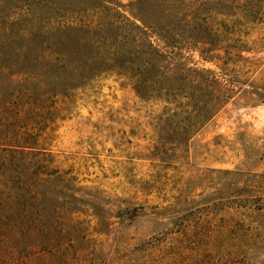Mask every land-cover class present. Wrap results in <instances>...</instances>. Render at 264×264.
<instances>
[{"label":"rangeland","instance_id":"rangeland-1","mask_svg":"<svg viewBox=\"0 0 264 264\" xmlns=\"http://www.w3.org/2000/svg\"><path fill=\"white\" fill-rule=\"evenodd\" d=\"M242 2L0 0V51L20 54L0 59L7 71L44 66L36 56L50 55L55 47L43 49L62 35L72 53L95 50L99 41L111 42L101 23L125 14L138 23L166 21L173 31L168 35L183 40L163 49L175 52L176 63L213 71L229 91L180 148L163 138L162 105L137 97L125 76L99 73L54 98L53 122L39 145L51 152V165L68 178V187H76L73 192L64 185L59 199L76 209L41 210L52 243L62 229V245L72 246L69 264H164L183 241L178 231L185 225L195 253L187 258L182 249L168 264H264V1L252 20L223 13L227 4L240 12ZM186 20L187 28H180ZM11 32L15 36L7 40ZM150 38L164 47L152 33ZM17 221L15 214L5 225ZM22 224L39 239L42 222ZM233 226L236 254L229 256L224 232ZM3 251L0 260L7 264H63L55 253L27 259Z\"/></svg>","mask_w":264,"mask_h":264},{"label":"trees","instance_id":"trees-1","mask_svg":"<svg viewBox=\"0 0 264 264\" xmlns=\"http://www.w3.org/2000/svg\"><path fill=\"white\" fill-rule=\"evenodd\" d=\"M106 1L110 0H99V4ZM260 5L259 0H245L240 5V12L235 11L234 5L230 7L227 4L228 10L223 13L245 14L252 20L259 14ZM139 22L119 14L117 18L101 23L99 29H107L111 42L99 41L95 50L76 48L72 53L69 47L62 45L66 42L62 35L55 37L57 41L53 42L52 47L49 45L43 49L55 47L50 55L42 53L36 56V60L45 62L44 66L29 65L31 68H11L8 71L0 67V209H19L15 213L0 212V251L3 249V252L11 255L16 252L27 259L36 252L39 257L43 253H55L61 257L63 264L70 263L66 253L68 247L72 246L62 245V239H59L62 229L55 230L57 238L52 243L41 210L50 207L76 209L70 203L59 201L63 188L77 192L76 187H68V178L51 165V152L39 145L45 130L53 122L50 116L56 96L70 95L99 73L114 72L119 77L125 76L131 81L137 97L162 105L167 126L163 138L177 148L186 145L219 109L223 100L229 97V91L226 94L223 92V83L213 71L176 63L175 52L165 50H172L176 40H183L168 35L169 31H173L165 24L166 21L153 23L140 19ZM186 22H178L179 27L186 29ZM151 33L164 47L155 45L150 38ZM14 36L11 32L9 37L5 35L3 41L6 37L12 40ZM1 50H4L0 51L1 62L20 56L17 51ZM101 50L110 57L106 59ZM259 208H264V205L260 204ZM15 214L18 221L6 226L5 222ZM38 214L41 220L36 218ZM24 221L33 224L42 222L38 229V240L30 227L22 224ZM58 227L62 228L61 225ZM190 231L189 225L179 229L184 239L172 257L166 255L164 264L180 256L182 249L187 252L184 255L187 258L195 253L194 241L189 238ZM236 236L235 226L224 232L226 255L236 254L233 251V238ZM0 264L7 262L2 258Z\"/></svg>","mask_w":264,"mask_h":264}]
</instances>
